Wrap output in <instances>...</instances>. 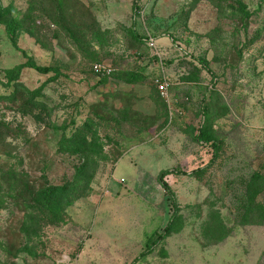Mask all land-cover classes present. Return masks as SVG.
Instances as JSON below:
<instances>
[{
  "label": "rangeland",
  "instance_id": "rangeland-1",
  "mask_svg": "<svg viewBox=\"0 0 264 264\" xmlns=\"http://www.w3.org/2000/svg\"><path fill=\"white\" fill-rule=\"evenodd\" d=\"M0 13V264H264V0ZM26 63L52 70L8 83ZM74 133L84 155L60 150ZM50 187L57 216L34 203Z\"/></svg>",
  "mask_w": 264,
  "mask_h": 264
},
{
  "label": "trees",
  "instance_id": "trees-1",
  "mask_svg": "<svg viewBox=\"0 0 264 264\" xmlns=\"http://www.w3.org/2000/svg\"><path fill=\"white\" fill-rule=\"evenodd\" d=\"M244 13V12H243ZM246 14V13H245ZM3 15L2 13H0V21H2ZM20 24L16 23L15 21L9 22L8 23V31L13 34L15 33L19 28H20ZM138 36V35H137ZM140 38V37H139ZM141 41L143 40L142 37L140 38ZM25 66L28 67H32L35 68L36 70H38L39 72L42 73H47L50 72L52 69L51 68H46V67H39L36 65H33L31 63H26L23 65H19L17 66L15 69L13 70H8L7 71V79H8V83L10 82H14L17 80L18 75L21 71L22 68H24ZM199 139L200 140H204L206 142H210L212 143L213 138H211V135L208 134L207 131H201V133L199 134ZM87 145V140L85 137L81 136L80 134H72L71 137L69 136H64L60 142V150L65 152V153H69L71 155H84L85 154V150ZM213 147H216L217 144L216 143H212L211 144ZM2 179H6V176H1ZM1 177H0V181H1ZM9 180L6 181L5 183L8 182V184H10L11 186V191L9 193L11 198H16V195H13V181L16 180V175H12L9 176L8 178ZM164 187L166 189L169 188V186L165 183ZM36 199L34 201V203L38 204L39 206L43 207L44 209H48L50 212H54V214H56L57 216V211H59L61 204H63V198L65 197V189L64 187L59 188V187H50L48 189H43V190H39L36 193ZM1 197H0V204H1ZM171 228H170V224L168 226H166V228L164 229L163 233L158 235L157 240L158 241H162L166 238V235L170 232ZM153 246V245H151ZM151 246H149L150 248H152ZM143 255V254H142Z\"/></svg>",
  "mask_w": 264,
  "mask_h": 264
},
{
  "label": "built area",
  "instance_id": "built-area-1",
  "mask_svg": "<svg viewBox=\"0 0 264 264\" xmlns=\"http://www.w3.org/2000/svg\"><path fill=\"white\" fill-rule=\"evenodd\" d=\"M152 40V39H151ZM101 65H98V67H95L96 71L99 72V73H104L106 75H109L112 70H110V68L108 67H104V66H101ZM158 89H159V92L162 94V95H167L168 94V84L167 82H163L161 83L159 86H158Z\"/></svg>",
  "mask_w": 264,
  "mask_h": 264
}]
</instances>
